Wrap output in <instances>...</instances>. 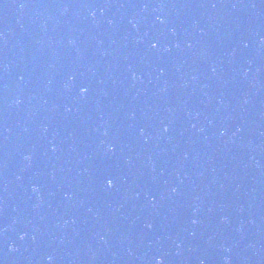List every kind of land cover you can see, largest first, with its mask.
<instances>
[{"label": "water", "instance_id": "95a60500", "mask_svg": "<svg viewBox=\"0 0 264 264\" xmlns=\"http://www.w3.org/2000/svg\"><path fill=\"white\" fill-rule=\"evenodd\" d=\"M158 261L264 264V0H0V264Z\"/></svg>", "mask_w": 264, "mask_h": 264}, {"label": "snow or ice", "instance_id": "6c2138e0", "mask_svg": "<svg viewBox=\"0 0 264 264\" xmlns=\"http://www.w3.org/2000/svg\"><path fill=\"white\" fill-rule=\"evenodd\" d=\"M153 47H155V45H153ZM81 91H82V92H86L87 89H86V88H82ZM113 183H114L113 180H111V179H108V180H107V184H108L109 186L113 185ZM159 264H162V261L159 262Z\"/></svg>", "mask_w": 264, "mask_h": 264}, {"label": "clouds", "instance_id": "9594fccd", "mask_svg": "<svg viewBox=\"0 0 264 264\" xmlns=\"http://www.w3.org/2000/svg\"><path fill=\"white\" fill-rule=\"evenodd\" d=\"M158 264H159V261H158Z\"/></svg>", "mask_w": 264, "mask_h": 264}]
</instances>
